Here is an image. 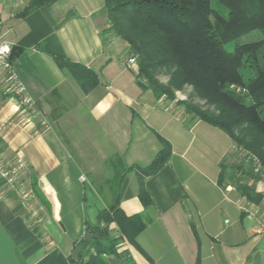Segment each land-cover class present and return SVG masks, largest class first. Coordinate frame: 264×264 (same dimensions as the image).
Masks as SVG:
<instances>
[{"label": "crops", "instance_id": "1", "mask_svg": "<svg viewBox=\"0 0 264 264\" xmlns=\"http://www.w3.org/2000/svg\"><path fill=\"white\" fill-rule=\"evenodd\" d=\"M27 1L0 0L13 69L35 107L18 122L14 99L0 89L2 162L25 163L11 186L0 178V264H72L86 223L96 225L116 200L145 225L134 243L123 239L117 254L105 255L108 264H264V179L255 182L258 202L217 182L232 156L229 136L139 86L104 0H56L18 16ZM54 56L78 64L79 77ZM158 136L171 154L144 179L145 207L135 170L116 187L110 160L145 166L161 147ZM108 234H120L115 223Z\"/></svg>", "mask_w": 264, "mask_h": 264}, {"label": "trees", "instance_id": "2", "mask_svg": "<svg viewBox=\"0 0 264 264\" xmlns=\"http://www.w3.org/2000/svg\"><path fill=\"white\" fill-rule=\"evenodd\" d=\"M55 1L28 0L18 16ZM104 4L109 30L128 44L129 55L136 60L139 86L156 97L169 98L182 87H191V95L205 106L182 100L185 111L226 133L232 141L231 154H240L231 166L220 164L218 184L228 181L247 200L258 202L261 195L254 189L255 182L264 171V107L260 109L264 105V0H104ZM254 31L261 33L258 39L235 42L231 51L225 48L226 43ZM15 55L13 46L12 61ZM54 60L79 77L78 64L61 56ZM80 84L87 90L83 81ZM158 137L161 147L145 166L126 167L119 157L110 160L116 187L126 172L135 170L138 196L145 207L151 201L144 179L166 164L171 154L169 142ZM255 162L261 171L254 170ZM96 221V225L86 223L85 229L99 237L82 238L75 246L82 250L77 260L71 258L72 264H108L105 255L117 254L123 239L134 243L145 225L141 216H126L117 200L100 210ZM112 222L120 233L116 237L108 234Z\"/></svg>", "mask_w": 264, "mask_h": 264}, {"label": "built area", "instance_id": "3", "mask_svg": "<svg viewBox=\"0 0 264 264\" xmlns=\"http://www.w3.org/2000/svg\"><path fill=\"white\" fill-rule=\"evenodd\" d=\"M13 46L14 43L7 37L4 21L0 17V89L3 95L14 99V108L20 119L18 122L21 123L28 121L35 107L33 106L34 101L26 94L25 86L18 80L15 69H13L14 61L9 56ZM135 62V58L130 56L125 64L126 66L136 65ZM2 159L0 156V178L11 186L15 182V174L25 166V163L20 156H16L14 158L15 164L8 168L5 167ZM254 170L256 172L261 171L258 163ZM261 175V179H264V171ZM81 179L84 180V177L81 176Z\"/></svg>", "mask_w": 264, "mask_h": 264}, {"label": "rangeland", "instance_id": "4", "mask_svg": "<svg viewBox=\"0 0 264 264\" xmlns=\"http://www.w3.org/2000/svg\"><path fill=\"white\" fill-rule=\"evenodd\" d=\"M219 10L221 11V13L225 14L226 13V9H224L223 7H218ZM261 36V33H259V31H254L251 32L250 34H247L245 36H242L236 40H232L228 43H226L225 48L229 51L233 50V46L235 45V42H247V41H252V40H256ZM243 71H246L245 69H242ZM250 75V74H249ZM160 79L165 82L167 77L164 75H159ZM182 90H178L174 92V96L172 98L167 97L166 95H161V97L167 99L168 101H173L174 103H179L181 105V101L182 100H193L195 103H199L202 106H205L204 102L201 100H197V98L195 96H192V89L191 87H189L188 85L182 87ZM264 105L260 108L263 109ZM233 155V154H232ZM240 158V154L235 153V155L231 156V158L227 161V165L231 166L234 162H236V160H239Z\"/></svg>", "mask_w": 264, "mask_h": 264}, {"label": "water", "instance_id": "5", "mask_svg": "<svg viewBox=\"0 0 264 264\" xmlns=\"http://www.w3.org/2000/svg\"><path fill=\"white\" fill-rule=\"evenodd\" d=\"M82 235H83V238L86 240H91L93 238L99 237L97 234H92V233L90 234L89 230H85L84 234H82ZM81 250H82L81 246L74 247V249L72 250V252L70 254V257L74 260H77L78 255H79Z\"/></svg>", "mask_w": 264, "mask_h": 264}]
</instances>
